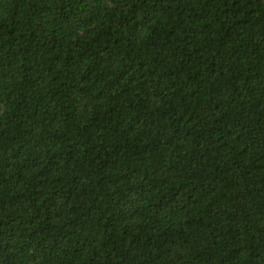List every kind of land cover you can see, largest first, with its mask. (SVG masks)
Masks as SVG:
<instances>
[{
	"label": "trees",
	"instance_id": "1",
	"mask_svg": "<svg viewBox=\"0 0 264 264\" xmlns=\"http://www.w3.org/2000/svg\"><path fill=\"white\" fill-rule=\"evenodd\" d=\"M0 264H264V0H0Z\"/></svg>",
	"mask_w": 264,
	"mask_h": 264
}]
</instances>
